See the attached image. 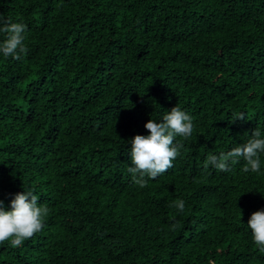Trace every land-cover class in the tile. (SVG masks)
Returning <instances> with one entry per match:
<instances>
[{"label": "trees", "instance_id": "trees-1", "mask_svg": "<svg viewBox=\"0 0 264 264\" xmlns=\"http://www.w3.org/2000/svg\"><path fill=\"white\" fill-rule=\"evenodd\" d=\"M0 17L27 26L26 55L0 52V200L30 188L48 209L0 264H264L247 226L264 153L258 173L204 167L264 137V0H0ZM174 106L193 134L140 188L129 141Z\"/></svg>", "mask_w": 264, "mask_h": 264}, {"label": "clouds", "instance_id": "clouds-1", "mask_svg": "<svg viewBox=\"0 0 264 264\" xmlns=\"http://www.w3.org/2000/svg\"><path fill=\"white\" fill-rule=\"evenodd\" d=\"M26 30L24 23L0 17V33L4 34L3 40L0 41V52L4 57L19 60L27 54L24 43ZM237 119L246 120V113H235L230 122ZM144 127L148 130V135L136 134L129 141L132 166L128 168V172L140 188L147 185L148 179H155L173 166L172 162L182 147L180 144H174V138L191 137L194 125L187 112L174 106L163 114L160 121L149 119ZM259 153H264V137L260 129H253L246 143L235 145L231 150L219 155L210 154L204 167L211 165L219 171L227 172L230 164L238 163L242 158L245 161L244 172L258 173L261 168ZM9 203L10 210H6L4 202L0 200V244L9 241L11 246L18 247L42 230L43 218L48 209L39 205L38 195L30 188L16 193ZM172 206L183 211L185 202L176 200ZM247 226L251 230L254 243L264 251V210L254 211L247 221Z\"/></svg>", "mask_w": 264, "mask_h": 264}]
</instances>
